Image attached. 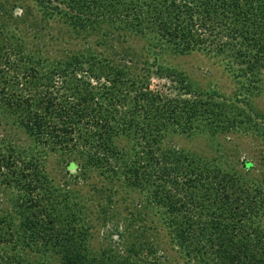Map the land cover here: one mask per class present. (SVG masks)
<instances>
[{
	"label": "rangeland",
	"instance_id": "374dc122",
	"mask_svg": "<svg viewBox=\"0 0 264 264\" xmlns=\"http://www.w3.org/2000/svg\"><path fill=\"white\" fill-rule=\"evenodd\" d=\"M66 1L0 0V219L4 222L0 221V264L15 259L20 264H60L53 238L45 245L37 236L30 239V230L21 225L25 215L42 221L46 234L65 228V236L70 234L71 245L85 264H228L223 253L230 248L217 243L218 231L202 234L194 221L205 222L216 210L219 225L236 222L239 225L231 233L247 235L250 244L258 239L252 229L264 233V212L253 206L254 213L250 205L258 202L246 199L247 195L261 197L264 188V66L251 75L240 73L236 61L229 62L234 58L226 56L229 50L224 56L176 49L165 37L148 32L140 37L121 17L80 25L69 17L74 12ZM99 68L103 71L93 76ZM109 68L124 72L113 88L108 83ZM159 70L173 72V80L159 76ZM177 77L183 78L189 94L174 83ZM140 91L200 99V109L189 118L188 127L167 130L160 139L162 151L175 150L167 154L171 156L168 168L178 164L165 181L156 177L152 162L141 157L137 161L142 164V177L149 173L148 181L134 184L124 174L123 160L131 164L147 149L144 145L138 152L131 150H137L133 142L138 135L132 136L127 116L119 119L131 106L128 100L133 95L139 98ZM79 94L87 97L76 104L87 106L81 124L75 121L79 136L70 131L57 142L50 127L35 133L34 117L24 114L23 103H44L47 113L59 111V106L70 110ZM139 102L143 104L142 98ZM98 107H107L108 115L114 116L107 133L95 142L86 131H101ZM135 115L134 122L145 120L141 113ZM63 118L65 114L59 122ZM24 119L29 120L27 126ZM44 120L57 121L47 114ZM113 147L119 156L105 159L104 153L108 155ZM179 154L196 164L216 165L217 177L224 176L226 190L237 197L236 202L229 208L214 194L209 195L210 201L200 186L182 182L178 171L184 160L174 158ZM28 197L37 205L26 210ZM229 211L242 216L236 221ZM181 229L191 234V240L197 238L195 245L177 241ZM3 235L7 240L1 239ZM208 237L213 239L211 246ZM260 248L256 243L251 251ZM216 249L223 255L218 263L212 253ZM232 263L249 264L243 257Z\"/></svg>",
	"mask_w": 264,
	"mask_h": 264
},
{
	"label": "trees",
	"instance_id": "16d2710c",
	"mask_svg": "<svg viewBox=\"0 0 264 264\" xmlns=\"http://www.w3.org/2000/svg\"><path fill=\"white\" fill-rule=\"evenodd\" d=\"M66 4L68 9L73 10L74 12V15H69V17L80 21V25L84 24V21L88 25H94L95 23L102 21L103 17H106L109 20H113L114 17H121L131 30L136 31L138 35H141L140 37H142L144 32L153 33L159 35V37H165L166 42L170 43L171 47L173 46V48L176 49H179L180 47L186 50L195 48L204 52H214L224 56L226 54L225 51L229 50L226 56L234 58L230 59L229 62L231 63L233 60L236 61L239 65L237 71H240V73H250L251 75L254 74L255 70H258L259 67L264 66V0H67ZM80 17L84 18V20ZM153 46L155 47V45ZM98 71L99 72H96L93 76H99L103 71V68ZM108 73L112 75V78L108 79V83L111 82L110 85L112 88L116 87L117 84L115 79L124 74V72H122L120 68L113 70L112 68H109ZM157 74L159 76L165 75L172 80L175 76L173 72H167L165 74L160 70ZM105 77L107 78L108 76L106 75ZM174 83L179 85L178 87L182 89V92L189 94V91L185 88L183 78L177 77ZM174 87L176 88V85H174ZM138 94L139 98L138 95H133V97L128 100L129 104L131 100V106L127 107V114L121 116L119 119L122 120L124 119L123 117L127 116L126 120L132 125V136L135 137V135H138V141L133 142V146L135 144L137 150H135L136 148L131 150L138 152L144 145L147 146V149L145 152H140V154H143L142 156L138 155L137 158H133L131 164L129 162L125 163L126 160H123L124 164L122 166L128 172L124 174H126L127 179L134 184L142 183V179L144 182L148 181L149 173H143L142 177L140 170L142 164H139L137 161L141 157L148 163L152 162V167L154 166L156 169V177L162 178V180L165 181L166 176H168L170 171H173V168L177 167L178 164L172 166L171 170L168 168L169 162H171V159L168 158H171V156L167 157V154L175 150L170 149L166 150V152L164 150L162 151L159 144L160 139L165 131L175 129V127L178 128L182 126L181 130H185V128L188 127L187 122L189 118L195 115L198 109H200V107H198V104H201L199 103L200 99L181 98L176 95L167 97L158 92L140 91ZM89 97H91V95H89ZM140 98H142L143 104H140ZM77 100L78 101L74 103L73 108H70V110H67L69 108L64 109L62 106H59V111H48V113V108L45 110L43 109L44 103H39L33 106L26 102L22 105L26 106V112L24 114H32L34 117L32 120V128L35 133L41 131L42 128L50 127V132H53L55 141L60 142L70 131H74L75 135H78L80 132L78 124L76 125L75 121L81 124V120L85 113L84 110H86L87 106H84V104L78 106L76 104L86 101L87 97L79 94ZM45 104H47V102H45ZM134 105L136 106V109H133ZM201 108L207 109V106ZM211 109L213 110V108ZM29 110H38L45 114L42 113L41 116H37L36 113H32ZM98 110V119L102 121V124H99V126L102 127L101 131L91 133L89 132V128H87L86 131L91 138H95V142H97V138L102 137L104 136L103 134L107 133L108 125L112 123L110 117L113 115H108L111 113L107 107H98ZM214 110H216V108H214ZM113 111L115 110L113 109ZM134 111L135 114L141 113L140 116L144 117L145 120L141 121V123L134 122L136 117V115L133 114ZM46 114L57 121L52 123L49 122V124H47L46 120H44ZM62 114H65V117L67 118H63V120L59 122ZM24 120L27 121L24 122V125L27 126L29 120ZM68 120H73V124H70L71 122L68 123ZM113 121H116V119H113ZM28 129L29 132H31V129ZM58 131L60 132V135L58 134ZM103 147L105 146H101V148ZM158 149H160V152H157ZM104 154L105 159L108 158L109 155L119 156L115 147L109 149L107 152L108 155H106V152ZM179 156L180 157L174 156V158L184 160L179 164L182 171H178V175L183 178L182 182L184 181L185 183H188L189 186H200L204 190L203 196L209 198L210 194H214L216 198L222 201L223 205H229V208L236 202L237 197L231 196L232 193L226 190L225 184L227 183V180L224 176L220 175L217 177L219 168L216 165L209 167L204 163L196 164L193 162V159L187 160V155L179 154ZM87 160L89 159L87 158ZM111 161L106 162L109 163V166L105 163L107 170L111 168ZM175 176H177V172ZM215 178L217 182L214 180ZM229 179L234 183L237 181L233 176H230ZM195 182L196 184H194ZM262 190L261 197H254L255 195H252L251 197L249 195L246 196L247 200L258 202L257 205H250V209H253V206H255V209L259 211V213L264 212V188ZM189 197L190 195H188L187 198ZM27 199L28 202H26V205L24 206L26 210L37 205L36 200L31 199V197H28ZM187 202L191 203L190 201ZM252 211L254 212V209ZM229 212L232 217H236V221L242 216H236L233 212ZM211 213L213 214V217L216 215L215 220L212 217L205 222H199V219L197 218L194 223L202 234L205 232H207L206 234H209L210 231H218L217 235H220L221 237H219V240L217 239V243L218 241L219 243L223 242L230 249H235L234 251L229 249L227 252L223 253L226 258L225 261H227L228 264H234L232 263L233 260L238 259L239 257H243L244 259L247 258L249 264H255V262L256 264H264L263 232L258 234L257 231L252 229L251 233L256 235L258 239L254 241L253 244H250L247 235L237 237V234L231 233L234 226L239 224L236 222H229L227 226H223L222 224L219 225L218 217L220 214L216 212V210H213ZM26 217L27 216L25 215L21 225L30 230L32 235L30 236V239H34V237L37 236L41 239V242L43 241V245H45L50 243L53 238L52 243H56L55 246L59 247L55 252L60 253V264H85L83 256L73 248V245H71L70 234L65 236V228H59L58 230L56 229L54 233L46 234L44 233L45 227L42 221L36 218L29 220ZM1 220L2 219H0V221ZM1 222L4 223L3 221ZM48 222L51 223L52 221ZM51 224L55 225L53 222ZM228 228H231L230 231H225ZM238 228L239 230H242L241 225L238 226ZM190 236L187 231L185 232L181 229L176 233L178 239L176 240L180 243H189L190 241V243L195 245L197 238L196 240H191ZM235 236L237 239L233 240ZM1 239L7 240L4 235ZM21 239H24V236H21ZM67 239L68 242L64 248L62 247V244ZM206 240L210 241L208 244L211 246L213 239L208 237ZM261 240H263V242ZM260 242L262 243L259 244ZM256 243L257 245H260L261 248L257 252H253L251 250L254 249ZM216 251L217 249L212 253L214 255V261L218 263V260L223 255L217 254ZM0 259H2V255H0ZM19 261V259H15L14 262L13 260H8L7 263L20 264ZM222 264H225V262H222Z\"/></svg>",
	"mask_w": 264,
	"mask_h": 264
}]
</instances>
